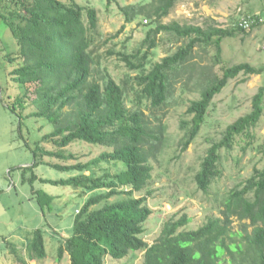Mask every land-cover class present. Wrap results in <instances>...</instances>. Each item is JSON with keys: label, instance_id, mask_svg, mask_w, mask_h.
Segmentation results:
<instances>
[{"label": "trees", "instance_id": "trees-1", "mask_svg": "<svg viewBox=\"0 0 264 264\" xmlns=\"http://www.w3.org/2000/svg\"><path fill=\"white\" fill-rule=\"evenodd\" d=\"M2 2L12 3L14 8L10 10H14L15 19L18 18L22 25L13 29L16 24L9 23L20 45L16 54L24 59L10 71L13 82L18 83L23 93L19 105L26 108L24 104L30 99L29 90L33 87L34 98L30 99V104L36 106V110L27 117L43 118L50 123L52 131L42 139L50 140L59 150L49 151L40 144L32 148L33 163L22 170L21 180H38L88 193L74 214L70 234L57 247L56 259L59 261L66 254L69 264H104L106 256L119 260L131 251H143L141 264H264V166L254 168L243 186L225 195L220 216L209 217L193 230L184 229L190 221L186 215L178 219L172 217L163 224L159 236L151 244L144 241L142 234L143 224L152 211L146 205L145 196L134 197V193L145 188L151 179V162L157 159L166 141L165 125L157 112L171 100L173 81L186 68L193 48L196 44L203 47L213 44L215 59L219 60L222 39L244 29L215 26L203 29L177 21L162 23L161 19L178 0H148L147 5L121 6L124 24L143 14L150 19V24H155L146 31L142 43H147V47L141 56L140 50L135 54L119 53L129 70H140L134 77L137 85L133 92L135 105L128 107L126 100L130 92L124 85L118 84L107 72L99 80L92 78L96 64L90 37V31L97 25L94 8L84 9L75 0H69L68 4L60 0H0L2 19L8 13ZM83 11L87 23L82 19ZM160 32L187 41L145 72L146 60ZM240 72L259 74L261 69L239 63L224 68L221 77L215 76L202 83L199 99L192 100L186 109L190 120L180 123L185 130L180 143L182 151L198 135L214 95ZM263 96L264 86L253 96L252 111L229 124L222 138L207 149L195 175L197 187L202 192H208L219 174L218 151L232 148L236 136L248 134L257 123L262 113ZM75 141L110 150L86 163L63 165L44 160L45 156L71 157L61 150ZM102 162L112 163L114 167L120 164L121 169L111 172L100 166ZM38 164L74 173L66 178L45 179L33 172ZM27 169L31 173L29 177L25 176ZM32 193L42 211L45 207L52 208L53 195L34 189ZM115 196L114 201H108ZM234 220L240 222L236 230L232 227ZM3 240L21 264L47 256L42 228H36L25 238V257L19 255L15 242Z\"/></svg>", "mask_w": 264, "mask_h": 264}, {"label": "rangeland", "instance_id": "rangeland-1", "mask_svg": "<svg viewBox=\"0 0 264 264\" xmlns=\"http://www.w3.org/2000/svg\"><path fill=\"white\" fill-rule=\"evenodd\" d=\"M66 4L69 0H60ZM84 9L91 7L97 11L96 28L90 31L92 57L96 61L92 78L99 80L103 73H109L120 85H124L130 92L127 96L128 107L135 105L137 89L134 77L140 70H129L119 53L135 54L139 56L147 47L143 44L146 31L153 28L150 19L144 14L128 24H124L121 6L147 5L148 0H75ZM206 0H178L170 13L161 19L168 24L177 21L181 24H198L206 28L210 19L206 20L200 9ZM208 1V0H207ZM264 19V0H258ZM9 6V3H7ZM14 14V15H13ZM219 25L228 29L236 27L239 13H229ZM233 15V16H232ZM8 24L14 21L15 13L5 14ZM83 21L87 23L83 11ZM17 21L19 19L17 18ZM125 25L122 29V25ZM156 46L149 52L145 72L154 63L159 62L166 55L172 54L187 40L176 39L171 33L160 32L156 35ZM18 40L12 39L6 24L0 19V264H21L16 256L10 252L3 238L15 242L19 255L25 257V238L36 228L44 231L47 256L42 260H27V264H69L66 254L61 260L56 259V250L60 241L70 234L74 214L81 206L88 193L79 189L41 183L38 180L22 182L21 172L33 163L31 149L40 144L43 149L59 151L50 140L42 137L52 131V126L43 118L27 117L28 113L36 110L30 104L34 98L33 87L29 90L26 108L19 105L21 92L18 83L13 82L10 71L24 60L17 54L5 59L6 54L19 51ZM196 44L192 55L187 60L186 68L177 75L171 86V100L157 112L165 125L166 141L157 159L151 162L152 176L145 188L134 193V197L146 198V205L152 213L143 224L144 241L151 244L159 236L163 224L172 217H189V223L184 227L193 230L206 222L209 217L220 216L221 201L225 195L235 187L243 186L254 168L264 166V96L261 102L262 113L257 123L251 127L249 133L236 136L234 145L230 149L221 148L217 168L219 174L213 180L207 193L197 187L195 175L207 153V149L218 142L226 127L238 118L252 111V99L260 87L264 86V22L257 27L234 31L232 37H225L221 41V53L216 60V48L213 44L203 47ZM239 63H248L254 68L261 69L259 74L240 72L227 81L221 91L214 95L208 106L205 120L196 138L181 150V140L185 130L180 127L182 120L189 121L190 115L186 109L192 100L199 99L205 80L221 77L223 69ZM29 104H28V103ZM14 106V110L13 108ZM145 113L150 115L145 109ZM154 124H157L154 121ZM41 143H39V141ZM61 150V149H60ZM110 148L92 145L84 141H75L62 148L64 155L71 157L57 159L45 156L50 163L63 165L86 163ZM104 169L113 172L121 169V165L114 167L112 163L102 162ZM99 172L100 168L95 167ZM33 172L45 179L66 178L73 174L61 171L47 164H38ZM25 171V176H30ZM42 190L55 197L51 209L39 207L32 191ZM252 195H249L251 198ZM111 197L108 201H114ZM240 222L234 220L233 229L240 227ZM71 229V230H70ZM143 251H131L122 259L116 260L106 256L104 264H141Z\"/></svg>", "mask_w": 264, "mask_h": 264}, {"label": "crops", "instance_id": "crops-1", "mask_svg": "<svg viewBox=\"0 0 264 264\" xmlns=\"http://www.w3.org/2000/svg\"><path fill=\"white\" fill-rule=\"evenodd\" d=\"M7 3L8 2H6V3L2 2V7L4 10L7 9L8 13L10 12V15H11L14 12V10H10V9H12L14 7H13L12 3H9V6L7 5ZM260 5L261 4H259L258 0H208V1L206 0L205 4L203 6L200 4V6H201L200 9L202 10L203 14L205 15L206 20L210 19V22H211V23L207 24L206 28L208 26H215L216 28L218 27V28L224 29L225 27H223V25H219V22L222 20H225L229 15H231L229 13H233V12L239 13L238 18L242 15H257L259 18L262 19V21L260 23L255 25L257 27L258 25H260L264 22V19L262 17V11L260 10V9H262V7L260 8ZM0 19H2V18L0 17ZM2 20L6 24L7 29H9V32L12 36V39L15 40V42H16V38H14V35L11 32V29H12L11 25L8 24L6 18L2 19ZM13 23L16 24V27H14L13 29H19L20 28L21 24H20V22L17 21V18L14 19ZM191 25L200 26L198 24H191ZM200 27H202V26H200ZM12 54H16V53L6 54L4 58L8 59L9 61L12 62L13 60H11L9 58V56H11ZM15 67H17V66H15Z\"/></svg>", "mask_w": 264, "mask_h": 264}, {"label": "built area", "instance_id": "built-area-1", "mask_svg": "<svg viewBox=\"0 0 264 264\" xmlns=\"http://www.w3.org/2000/svg\"><path fill=\"white\" fill-rule=\"evenodd\" d=\"M262 21L257 15H242L237 19L236 27L242 29H249L254 24H258Z\"/></svg>", "mask_w": 264, "mask_h": 264}]
</instances>
